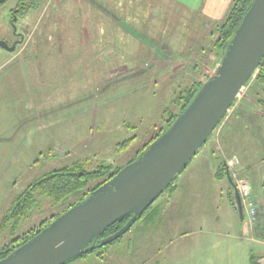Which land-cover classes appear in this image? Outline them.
I'll return each mask as SVG.
<instances>
[{"label":"rangeland","instance_id":"374dc122","mask_svg":"<svg viewBox=\"0 0 264 264\" xmlns=\"http://www.w3.org/2000/svg\"><path fill=\"white\" fill-rule=\"evenodd\" d=\"M40 1L41 14L46 12L43 28L50 20L52 2L66 0ZM70 1V9L75 10L82 0ZM179 1L186 8L172 7V12L176 13L172 23L155 25V34L152 33L154 27L148 28L151 37L140 32L138 53L132 56L122 52V55L113 46L111 54L101 59L105 66L101 65L97 72L83 66L82 61H70V57H63L60 52L55 62L49 57L42 59L38 67L40 76L30 55L34 52L32 42L41 30L37 28L41 14L38 12L32 17L27 49L25 47L23 52L25 59L19 55L20 63L16 60L8 70L0 72V149H4L1 156L5 166L0 172L7 174L0 176L3 183H0V203L8 188L12 190L16 183L21 192L39 176L77 161H85L89 171L95 170L101 162L115 167L127 166L149 142L154 126L164 127L160 123L161 114L171 105L177 87L184 86L183 81L188 79L204 82L214 73L218 62L213 47L217 39L214 28L226 20L235 0ZM158 28L163 29L162 36L168 39L172 36L177 42L192 39L191 45L195 44L187 46L191 49H186L185 56L182 49L177 52L179 55L167 59L174 64L176 58H185L186 66L174 64V71L170 69L162 75V80L153 78L152 81L151 65L141 68L143 71L136 72L134 68L152 58L145 47L150 49L156 38H163L158 36ZM167 29L174 34H167ZM198 45L204 47L198 48ZM188 50L193 56H189ZM41 57L40 54L39 59ZM194 62L198 63L197 69L200 68L197 71L193 70ZM120 67H126L127 71H118ZM171 72L175 77L165 78ZM170 109L177 112L173 106ZM218 130L211 138V145L216 147ZM134 137L128 149L117 150L118 145ZM208 145L209 142L202 150ZM97 184L98 181L91 182L90 186ZM165 196L162 195L151 209L160 205L159 213ZM210 196L194 202L183 197L179 215L171 217L160 214L157 217L149 209L122 238L69 264H252L251 255L258 256V263L262 252L254 242V234L242 232L241 219L229 213L226 197L221 202L212 197L214 192ZM68 204L42 200L31 217L21 220L15 236L62 214ZM9 232L10 227L0 235V243L10 237Z\"/></svg>","mask_w":264,"mask_h":264},{"label":"crops","instance_id":"0c3cea01","mask_svg":"<svg viewBox=\"0 0 264 264\" xmlns=\"http://www.w3.org/2000/svg\"><path fill=\"white\" fill-rule=\"evenodd\" d=\"M180 3L179 0H82L76 6V9L72 10L70 9L72 8L70 0L52 2L53 10L49 22L44 23L45 25L42 28L45 11L38 20L37 28L38 30L41 28V30L37 34V45L34 48L36 52L39 49L42 56L38 67L42 59L46 57H49L51 62H55L57 54L59 55L60 52L63 57H70V61L71 59L72 61H82L83 66L92 67L91 69L94 72H97L101 65L105 66V61H101V59H106V56L111 54L113 46L118 53L122 54V52H125L133 56L141 48V45H139L140 32L146 33L151 37L148 28L152 29L154 27L152 33L155 34V25L163 22L172 23L176 15V13L172 12V7L178 5L179 8H186ZM203 9L204 6L200 8L201 11ZM218 25L219 23L214 28L216 33ZM162 30L158 28V36H162ZM45 31H47V34ZM171 32L170 29L166 31L167 34ZM214 32L212 35H214ZM172 34L174 33L170 35ZM162 37L156 38L157 41L154 42L153 46H150V49L149 46L144 45L152 58L145 59L139 68H136V66L134 68L136 72L143 71L141 68L151 65L152 81L155 78L158 81L162 80L164 77L162 75L170 71V69L174 71V64H179L180 67L181 65L186 66L188 60L185 58L179 60L176 58L174 64H171L173 60L167 62V59L170 56L179 55L182 49L184 50L182 55L185 56L187 53L186 49H191L187 48V46L190 45L191 47L195 44L191 45L192 39L189 42L185 39L177 42V38L174 36L168 39V36L163 34ZM187 39H189V35ZM182 42L184 43L181 45ZM202 47L204 46L198 45V48ZM174 49H176V52H174ZM201 50L204 53V50ZM178 51L179 53H177ZM188 51L189 56H193L192 51ZM38 67L34 69L42 76ZM86 67L83 69L85 70ZM197 67L198 63H195L193 70L197 71L200 69H197ZM118 71L126 72L127 68L120 67ZM168 76L169 78L175 77L172 72L165 75V78ZM250 88L249 86L245 88V92H243L228 117L219 127L216 134L217 147L216 145H211L213 141L210 139L207 149L199 152L189 166L175 179L172 189L165 193L166 196L162 203L163 209L158 213L160 205L150 208L152 215L155 213L157 217H159V214L166 217L179 215L183 197H188L194 202L198 199H207L211 197L210 193L214 192L212 197H215L216 201L219 199L224 202L223 199L226 197V206H229V213L232 216L240 217L234 199V189L229 180H220L216 177L220 163L229 159L237 161L231 174L234 183L247 181L250 184L252 197L258 203L260 214L264 215V108L257 103L259 99L256 96L257 91H252V88ZM250 91L252 92L249 94ZM134 138L136 139V137ZM3 152L4 149L1 147L0 169L5 168L1 156ZM2 173L5 176L7 175L2 170L0 176ZM0 183L3 184L2 181ZM24 190L22 189L20 192L19 184L17 183L12 190L8 188V193L4 196L2 203H0L2 206L0 209V224L10 208L12 200ZM255 193L257 194L255 195ZM244 221L245 217L244 220H241L242 232L245 234ZM252 234L255 237H252L254 242L257 243L262 252L259 256V259H261L264 257L263 230L261 227H255ZM11 240L12 238L8 236L6 240L0 243V249ZM99 259L102 260L103 258Z\"/></svg>","mask_w":264,"mask_h":264},{"label":"water","instance_id":"95a60500","mask_svg":"<svg viewBox=\"0 0 264 264\" xmlns=\"http://www.w3.org/2000/svg\"><path fill=\"white\" fill-rule=\"evenodd\" d=\"M263 59L264 0H254L214 73L174 123L140 157L0 264H68L88 249L104 248L122 238L210 141L256 77ZM227 179L244 220L242 198L229 170ZM129 215L120 231L98 243L107 228Z\"/></svg>","mask_w":264,"mask_h":264},{"label":"trees","instance_id":"16d2710c","mask_svg":"<svg viewBox=\"0 0 264 264\" xmlns=\"http://www.w3.org/2000/svg\"><path fill=\"white\" fill-rule=\"evenodd\" d=\"M253 1L254 0H235L232 10L228 14L226 20L217 26V39L213 45L215 51L217 52V61L222 58L225 50L230 44L235 32L240 26ZM183 85L184 86L179 85L177 87L171 102V105L177 109V112L171 111V105L166 107V109L161 114L160 119V123H163L164 127L162 126L158 128V125L154 126V132L149 142L144 145V148L139 152V154H137V157L132 159L129 163L140 157L150 146V144L160 137L174 123L177 117L185 111L198 91L201 89L202 81L194 82L188 79L183 81ZM253 85L257 87L252 89L257 91L256 96L259 97L257 103L259 106L264 108V59L261 62L256 77L252 79L247 86L252 87ZM134 139L135 138H132L118 145L117 150L123 151L128 149ZM122 168L123 167H114L108 163L101 162V164H99L95 170L89 171L85 161H77L70 165H65L45 173L44 175L39 176L30 182L25 190L12 200L9 210L4 215L0 224V234L7 231L8 227H10L9 234L12 238V240L7 245L0 249V261L5 259L20 246L33 239L36 235L41 233L44 228L49 226L56 218L61 215L52 216L44 220L38 227H35L29 232L16 237L15 235L17 234L18 226L21 220L31 217L33 211L37 208L42 200L49 199L60 203L65 201L68 202L69 204L67 208L61 212L63 214L70 208L83 202L87 196H89L103 183L116 175ZM227 170L228 168L226 161L224 160L218 167L216 177L220 180L227 179ZM95 181H98V184L94 187H91L90 183ZM173 184L174 182L165 190L162 195H164L166 192H169L172 189ZM162 195L159 198H161ZM148 210L142 215V217H144ZM131 217L132 215L122 218L117 223L107 228L98 238V243L120 231L127 224ZM142 217H140L138 221ZM98 249L99 248L95 250ZM95 250L92 251L88 249L87 252L79 258H83L93 253ZM79 258H76L73 261ZM251 262L252 264H258L257 259L254 256L251 257Z\"/></svg>","mask_w":264,"mask_h":264},{"label":"flooded vegetation","instance_id":"af4514ba","mask_svg":"<svg viewBox=\"0 0 264 264\" xmlns=\"http://www.w3.org/2000/svg\"><path fill=\"white\" fill-rule=\"evenodd\" d=\"M38 12L41 14L40 0H0V43L2 45L0 46V72L8 70L12 64L19 62L20 60H17L19 55L22 60L25 59L23 52L28 45L26 44L27 34L33 25L32 17ZM32 45L35 48L37 42L33 41ZM30 56L38 67L40 59L35 49Z\"/></svg>","mask_w":264,"mask_h":264},{"label":"built area","instance_id":"2783aa9c","mask_svg":"<svg viewBox=\"0 0 264 264\" xmlns=\"http://www.w3.org/2000/svg\"><path fill=\"white\" fill-rule=\"evenodd\" d=\"M236 164V160H226V165L230 174H232ZM236 186L242 198L245 212L244 224L246 231L252 234L255 227H261L264 233V215L260 214L258 203L252 197L250 184L247 181H240L236 182ZM258 264H264V257L259 259Z\"/></svg>","mask_w":264,"mask_h":264}]
</instances>
